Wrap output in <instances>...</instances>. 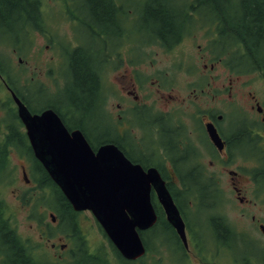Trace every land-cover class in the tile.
I'll list each match as a JSON object with an SVG mask.
<instances>
[{"label":"flooded vegetation","instance_id":"flooded-vegetation-1","mask_svg":"<svg viewBox=\"0 0 264 264\" xmlns=\"http://www.w3.org/2000/svg\"><path fill=\"white\" fill-rule=\"evenodd\" d=\"M53 1L61 20L71 24V41L44 16L42 0L37 18L7 40L18 44L13 50L25 48L33 35L49 43H71L59 46L57 53L66 56L64 65L74 55L75 65L81 62L88 68L95 83L89 99L93 120H86L84 111L73 114L71 100L67 110L59 102L35 107L38 94L50 93L39 80L15 88L0 76V176L10 169V153L18 152L28 158L26 166L21 165L22 182L38 191L46 190L42 182H54L33 156L12 92L31 114L54 111L69 133H82L93 153L112 145L143 172L155 171L182 218L189 245L193 236L214 231L210 221L225 220L220 212L208 210L222 201L225 189L220 182H228L227 189L240 203L246 201L243 182H264V37L249 49L236 43L230 56L220 43L214 14L207 12L214 8L209 0ZM136 2L151 7L153 16L161 13L170 20L167 28L155 23L152 29L144 27L146 43L135 42L137 30L129 26L139 16L131 11ZM102 5L108 8L105 19L97 13ZM89 11L92 18L85 20ZM150 54H166L173 60L171 68L140 65L139 59ZM60 70H46V75L67 85L66 70ZM32 89H37L36 95ZM184 184L193 186L188 199L183 198ZM150 198L155 224H167L175 232L154 187ZM12 218L0 195V223L8 232L0 230V264H74L73 242L49 244L52 251L58 250L56 257H49L47 233L41 231L38 237L43 246L36 245L22 238ZM155 224L149 229L155 230ZM12 233L13 239L7 236Z\"/></svg>","mask_w":264,"mask_h":264},{"label":"rangeland","instance_id":"rangeland-1","mask_svg":"<svg viewBox=\"0 0 264 264\" xmlns=\"http://www.w3.org/2000/svg\"><path fill=\"white\" fill-rule=\"evenodd\" d=\"M54 3L53 0H42L44 16L49 18L51 24L55 25L53 28L56 27L59 30V34L66 35V39L71 41L73 39L71 24L70 22L61 20L56 11V4ZM146 7L148 6H145V3L136 2L133 3L131 8L134 16H138L139 14L129 25L134 30H137L134 40L137 43L148 42L145 38V28L152 29L154 27V16L151 13H146ZM91 18L92 12L89 11L85 14V20ZM70 45L71 43L65 41H53L49 43L42 39V37H37L35 35L28 38V45L22 50H18V48L13 50V46L8 43L0 44V54L12 64L10 74L17 87H19L20 84L24 85L39 80L45 84L47 92H50L38 94L36 102L34 103L35 107L40 108L45 102H59L60 105H69L70 100L72 101L74 98L79 97V88L77 89L74 87V91H69V89L61 86V81L60 83L56 80L52 82L46 75V70L49 71L52 69L53 73H55V69L61 68L62 70L63 68V70H66L64 73L65 76H63L64 79L67 80L66 82L71 81V74L68 70L70 65L68 63L64 65V58L66 59V56L62 59L57 53L59 46L67 48ZM235 48V45H232L226 51L231 56L235 53ZM144 50L149 51L150 49ZM139 60H143L140 63L142 66L150 67L153 65V67L160 69H170L173 61L169 56H166V54H155V56L150 54L148 58L145 59L142 56ZM106 76H108V74L105 75V78ZM104 81L108 83L107 80L104 79ZM60 87L61 90L56 91ZM31 91L36 95L35 92L37 89H32ZM1 93L0 91V95ZM79 100L80 99H77L75 101L74 111L72 113L74 114V112L82 111L80 106L83 108L87 107L89 111L86 110L83 116L88 118L86 120L92 121L93 118H89L91 114L90 111L92 112L90 104H88L90 101L83 105L80 102L77 103ZM9 158L10 160L8 162L10 169L6 172L9 176H7L6 173L0 176V180L5 179L3 182H0L1 198L7 210L11 213L13 217L12 220L22 238L30 239V242L37 245L41 231H45L49 240L45 242L48 250L47 255L52 258L56 257L54 253H57L58 250L52 251L48 245L51 243H64L70 245L69 241L71 238L67 240L65 233L68 229L57 217H55L54 221L51 220L50 213H54L51 205L54 204V199L52 198V204L49 205L51 197L48 190L42 189L38 191L39 189L35 190V185L30 186L22 182L21 165L24 164L26 166L28 162L26 156H21L18 152H11ZM7 178L14 179V182H5ZM228 185V182H220V187L225 189L222 194V201L208 210L216 213L220 212L224 216L229 227L235 229L237 234H242L243 240L253 243L252 245L256 247L255 249L244 246L238 248L239 244L232 243L228 249L220 247L217 250V255H214L211 250L206 251L208 255L213 254L214 258V260L206 261L199 251L197 254L194 253L197 249L190 247L189 255H187L186 258L180 255L178 256L176 252L169 249L172 247L173 240L168 233L159 232V236H155L151 240L147 239L149 250L147 249L148 254L144 258V261L134 262L133 264H233L234 262L237 264H244L251 256L253 257L252 260L254 263L261 264L262 259L259 256L264 252V235L258 228V224L264 226V182H243L241 184L243 187L242 195L244 199H246L245 203H240L234 194H230L227 189ZM28 197H31V199L26 202ZM252 217L254 218L253 220ZM76 224H78L80 236L83 240L82 242H78V244L87 245L92 251L98 250L97 257L104 260L107 264H122L118 257L116 258L109 241L104 236L96 219L89 211H81L78 213ZM157 227L156 225L155 229ZM202 236H196L199 244L204 242L210 245L214 244V237L209 236L205 238L207 233L202 234ZM75 237L74 242H76V238H78ZM39 243L43 246V241ZM67 249H69L68 246ZM252 254H256V257ZM182 258H185V260Z\"/></svg>","mask_w":264,"mask_h":264},{"label":"water","instance_id":"water-1","mask_svg":"<svg viewBox=\"0 0 264 264\" xmlns=\"http://www.w3.org/2000/svg\"><path fill=\"white\" fill-rule=\"evenodd\" d=\"M12 96L34 157L74 211L91 212L124 259L133 261L145 253L138 231L155 222L149 196L151 185L167 221L186 245L183 221L154 171L145 173L131 165L112 145L101 146L93 153L82 133H69L54 111L47 109L31 115Z\"/></svg>","mask_w":264,"mask_h":264},{"label":"trees","instance_id":"trees-1","mask_svg":"<svg viewBox=\"0 0 264 264\" xmlns=\"http://www.w3.org/2000/svg\"><path fill=\"white\" fill-rule=\"evenodd\" d=\"M40 1L41 0H0V44L8 43L13 47L17 45L14 42L8 41L7 38H9L10 35L12 36L14 34H19L21 31H23V25L30 23V20L37 18L36 14ZM209 3L210 6L214 8L212 10H208L207 12L214 14L213 21L217 22L218 24V35L219 38L221 37L220 43L222 42L224 48L229 49L230 46L235 45L236 43H242L246 49H249L252 44L256 45L259 42V39L264 37V0H209L208 4ZM150 12L151 8L147 7L146 13ZM97 13L100 19H105L108 14V8L103 7L102 5V7L97 9ZM153 21L155 24L162 25L165 28L169 27L170 23V20L166 17V15L161 13L155 14ZM67 63L70 65L68 70L71 74V81L66 85V89H69V91H74V87L80 89V95L78 98H74V100H72V105L74 107L75 101L77 99H80L77 101V103L80 102L83 105L87 104V102L90 101V94L93 92L95 85L89 76V70L81 62L75 65L74 55L69 56ZM11 67L12 64L10 61L4 59L0 54V76H5L7 81L12 86H15L16 84L10 78ZM56 109L60 111L59 108L56 107ZM64 109L67 110L66 107ZM80 109H82L84 113L86 110L89 111L87 107L83 108L80 106ZM12 114L15 113H11L10 115ZM41 177L45 178L44 175H41ZM42 183H44L43 186H45V189L49 191L51 200L52 198L54 199V204L52 205L53 211L68 229L65 234H70L72 240H74L76 235H79L76 236L78 238L75 237L76 242H74V264H96L99 260L105 262L104 260L99 259L97 256L90 254L86 245L78 244V242L83 241L80 236L78 224H76L78 212L72 210L65 197L53 182ZM190 187L191 186L186 184L182 186L184 189L183 198L187 197L188 199L189 196L192 195L193 191ZM2 224L0 225V230L2 232L8 233L6 230H4ZM157 226L158 227L154 231L150 230L148 234L142 235L147 249V237L150 239L151 237H154L156 233L164 232L171 236L173 242L175 243V247L177 246V249H175V247L168 248L173 252L175 251L178 256L180 255L181 257L187 258L189 252L178 242L175 232L169 228V225L167 226L166 224V226H164L159 222ZM211 226L214 227V237L216 241H219L218 243L214 242L213 245H210L207 242L199 244L198 239L194 236L192 237V240H190L191 246L194 249H197V251L194 253L197 254L199 251L203 256V259L206 261L214 260L213 254L217 255V250L220 247L228 249L232 243L239 244L238 248L242 246H251L252 249L253 247L256 248L254 245H252L253 243L243 240L242 234H237V232L233 228H230L223 219L214 220ZM159 235L160 234L158 233V236ZM7 236L12 239L15 237L13 233L8 234ZM111 248L118 257L119 255L114 250V248L112 246ZM209 250H211L213 254L208 255L206 251ZM259 257L262 259L261 264H264V252ZM144 258L140 259L139 262H143ZM182 259L185 260V258ZM252 259L253 257L251 256L244 264H256ZM121 262H123V264H132L130 262H125L124 260H121ZM15 264H20V262L17 261ZM233 264L237 263L234 262Z\"/></svg>","mask_w":264,"mask_h":264},{"label":"bare ground","instance_id":"bare-ground-1","mask_svg":"<svg viewBox=\"0 0 264 264\" xmlns=\"http://www.w3.org/2000/svg\"><path fill=\"white\" fill-rule=\"evenodd\" d=\"M173 248L175 247V243L173 242L172 245H171ZM171 247V248H172ZM175 249H177V246L175 247ZM175 252V251H174ZM177 254V253H176Z\"/></svg>","mask_w":264,"mask_h":264}]
</instances>
